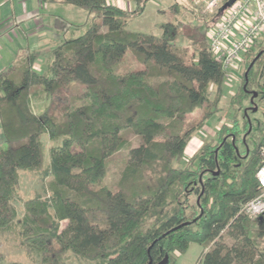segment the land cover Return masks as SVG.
<instances>
[{"label": "trees", "instance_id": "obj_1", "mask_svg": "<svg viewBox=\"0 0 264 264\" xmlns=\"http://www.w3.org/2000/svg\"><path fill=\"white\" fill-rule=\"evenodd\" d=\"M54 1L87 10L90 21L54 48L45 70L34 68L39 54L31 52L0 71V228L20 224L41 264H67L70 252L95 264H177L193 242L204 247L196 264H264V214L242 210L259 192L264 118L238 122L249 95L264 103L262 36L246 51L242 84L231 96L234 125L223 123L216 142L205 140L184 162L193 135L222 109L227 75L199 26L185 34L188 57L175 44L181 23L173 18L160 32L128 28L151 0H131L132 10L108 0ZM46 96L36 112L34 101ZM239 131L247 134L244 153ZM43 133L61 140L44 169L51 193L24 201L19 217L12 201L20 171L44 168ZM122 149L127 161L109 186L108 159Z\"/></svg>", "mask_w": 264, "mask_h": 264}, {"label": "rangeland", "instance_id": "obj_2", "mask_svg": "<svg viewBox=\"0 0 264 264\" xmlns=\"http://www.w3.org/2000/svg\"><path fill=\"white\" fill-rule=\"evenodd\" d=\"M159 1H160L159 5H156L157 3L156 1L155 3L152 2L146 7L144 13L136 17H133V19L129 21L128 28L131 30L160 32L161 31L160 23L162 21H167L173 18L176 22L181 23V36L176 41L175 44L177 47L184 50L187 56L189 57L191 52L193 51V48L190 44V41L185 36V34H188V31H190L189 28H191L192 26H193L192 31H194L195 30L194 28H196L194 26L197 25L199 26L198 29L199 32L201 34H205L206 36V29H207L206 23L207 22L211 23L212 21L217 19L215 13L216 11L213 13L206 12L204 11L203 6L196 5L190 0H180L181 4H185V5L188 4L186 9H182L180 7L181 4L177 5L175 2L176 0H159ZM66 6H68L71 9L75 8V10H80L79 12H75V15L77 16V20H82V18H86V20L89 18L90 20V13H88L87 10L79 8L74 5H66ZM77 31H78L77 32L78 35L83 33V32H79L80 31L79 28ZM182 33L184 34L182 35ZM260 40H262V44H264V36H262ZM245 53H243L241 56L243 58V61L241 62H245ZM260 53L256 54L255 58L253 59L254 62L256 58L260 56ZM244 71H245L244 66L239 71H237L236 68H230L226 71V74L230 76L232 81H235L236 78L238 77L240 82L238 88H240L242 84V79L244 77ZM262 81L264 82V76L262 78ZM225 83L226 80L224 82L222 89L227 94L223 93L221 97V105L219 104V106L222 109H220L219 111L227 114H215L209 121H207L206 125L203 128H201L199 131L195 133L194 137H197L202 141L200 146H202L203 142L207 139L215 138L214 142H216V140L218 139L217 132L221 128L223 123L234 125L233 120L236 115L235 114L236 111L234 110L231 104L232 97L230 94L228 95L229 89L225 87ZM236 91L237 90L235 89V92ZM214 93L215 92L213 91L212 94ZM48 102H49V97L47 96L43 100L40 101L35 100L33 103L34 110L36 112L43 111L46 105L48 104ZM255 107H257V110H255ZM243 108L246 109L247 114H243L244 109L241 112L242 114L240 113L239 121H238L240 125L243 123L246 117L250 118L251 120L252 119L254 120L256 118H264V103L257 96V94L249 95V98L246 101H244ZM199 113H200V109H197L193 115L198 116ZM1 131L2 130L0 129V132ZM246 136L247 134L244 131H239L238 146L241 153H244L245 150H247V146L243 143V140H245ZM129 137L134 146H137L140 143V139L138 136L134 134H130ZM42 141L44 143V149H45L44 168L40 171L38 170L20 171V188L17 196L12 201L13 205L18 210L19 217H22L25 212L24 201L35 196L36 194H41L44 198H46L51 193L50 192L51 176H47L44 172V169L48 166L50 160V148L53 145L60 143L61 140L53 141L50 139L48 133H43ZM200 146L199 147L194 146L193 144L188 145L185 150L183 161L186 162L189 159H191V157L197 152V150L200 149ZM250 147L251 146H249V149ZM126 161H127L126 149H122L113 156H111L108 159L107 172L104 177V183L108 184L109 186L116 185L120 180L121 169L125 165ZM21 230L22 227L20 226V224H16L10 228H0V259H4L8 261H16L20 264H41L42 262L41 257L40 255H38L37 251L30 249V247L24 243L23 241L24 239L21 235ZM226 241L228 243L232 242L231 238L229 237H227ZM203 250L204 247L200 243L197 242L191 243L187 251L179 255L177 264H196ZM67 264H95V263L92 261L81 259L70 252Z\"/></svg>", "mask_w": 264, "mask_h": 264}, {"label": "crops", "instance_id": "obj_3", "mask_svg": "<svg viewBox=\"0 0 264 264\" xmlns=\"http://www.w3.org/2000/svg\"><path fill=\"white\" fill-rule=\"evenodd\" d=\"M155 1L156 5L160 4L159 0H151L148 5ZM108 2L126 10L135 8V3L131 0ZM66 5L71 4L54 0H0V71L31 52L39 54L34 68L37 71L45 70L53 57L54 48L64 40L77 36L78 28L79 32H83L90 21L89 18L77 20L75 12L80 10L71 9ZM241 61L242 57L235 63L237 71L244 66ZM239 83L238 77L232 81L227 75L225 87L229 89L228 95L235 93ZM223 93L227 94L222 89L221 97ZM219 104L221 105V99ZM216 114L227 113L218 111ZM1 133L2 131L0 135ZM194 135L188 145L199 147L202 141Z\"/></svg>", "mask_w": 264, "mask_h": 264}, {"label": "built area", "instance_id": "obj_4", "mask_svg": "<svg viewBox=\"0 0 264 264\" xmlns=\"http://www.w3.org/2000/svg\"><path fill=\"white\" fill-rule=\"evenodd\" d=\"M203 6L206 12H215L224 0H191ZM264 35V0H237L224 10L219 20L206 29L210 50L222 61L225 71L235 68V63ZM262 164L257 172L258 194L247 201L243 211L251 218L264 214V146L261 149Z\"/></svg>", "mask_w": 264, "mask_h": 264}, {"label": "water", "instance_id": "obj_5", "mask_svg": "<svg viewBox=\"0 0 264 264\" xmlns=\"http://www.w3.org/2000/svg\"><path fill=\"white\" fill-rule=\"evenodd\" d=\"M237 0H228L226 3L223 4V6L221 7V11H224L225 9H227L229 6H231L233 3H235ZM254 64V61L250 64L249 66V69L250 67ZM249 69L247 70L246 72V75L248 74V71ZM254 95H256V92H254ZM252 101H253V98H252ZM255 110H257V107H255Z\"/></svg>", "mask_w": 264, "mask_h": 264}]
</instances>
